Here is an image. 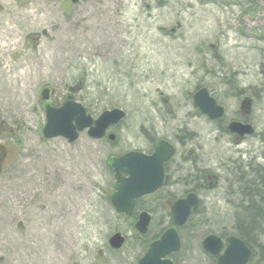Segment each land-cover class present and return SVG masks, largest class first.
<instances>
[{"label":"rangeland","instance_id":"rangeland-1","mask_svg":"<svg viewBox=\"0 0 264 264\" xmlns=\"http://www.w3.org/2000/svg\"><path fill=\"white\" fill-rule=\"evenodd\" d=\"M263 38L264 0H0V264H137L144 250L108 201L115 181L104 160L159 139L177 143L178 161L193 150L198 169L219 175L200 192L178 259L215 264L201 242L234 233L236 183L264 166ZM79 86L76 99L94 117L126 112L113 128L118 145L87 132L72 144L44 138L43 90L62 104ZM200 88L226 109L222 122L194 107ZM235 89L262 95L250 119L255 134L241 145L222 129L238 117ZM149 205L156 235L163 211L157 198ZM117 232L130 236L120 251L109 247Z\"/></svg>","mask_w":264,"mask_h":264},{"label":"water","instance_id":"water-1","mask_svg":"<svg viewBox=\"0 0 264 264\" xmlns=\"http://www.w3.org/2000/svg\"><path fill=\"white\" fill-rule=\"evenodd\" d=\"M83 0H71L73 4ZM78 88H72V92H78ZM50 90L46 88L41 94V102L46 103V126L43 136L47 140L64 138L70 144L75 143L80 135L87 132L94 140H102L105 137L110 142L116 140L114 133L108 131L118 126L127 116L126 112L119 108L106 110L97 118L87 112L83 104L77 102L73 95L61 107H54L50 101ZM194 106L207 116L211 121L221 120L225 116V109L219 105L206 88L200 89L194 95ZM230 133L243 136H252L255 129L249 124L232 122L228 126ZM174 147L165 141H160L153 156H147L140 152H130L123 158L113 157L109 161V167L115 175V191L111 195V203L118 213L130 217L135 208L136 201L144 196L154 194L159 190L165 180L164 163L174 154ZM126 173L128 177H124ZM200 208L199 197L191 193L186 198L176 201L172 206V215L176 227L184 226L193 212ZM151 224V215L144 212L136 224L137 231L144 235ZM126 243L125 236L118 232L109 239V246L113 250H121ZM224 249L223 240L215 235H209L202 243L203 250L217 257L218 264H249L254 256L253 251L246 243L236 236H230L226 240ZM224 249V250H223ZM181 250L180 236L175 228L167 230L161 239L151 245L139 264H174L169 259L174 253Z\"/></svg>","mask_w":264,"mask_h":264},{"label":"flooded vegetation","instance_id":"flooded-vegetation-1","mask_svg":"<svg viewBox=\"0 0 264 264\" xmlns=\"http://www.w3.org/2000/svg\"><path fill=\"white\" fill-rule=\"evenodd\" d=\"M263 41H264V38H263ZM211 47L214 49L215 56L217 58L220 57L218 55V44L212 45ZM200 89H202V88H200ZM199 90H197L192 96L193 105H194V95ZM234 95L236 96V98L240 102V106H239V110L237 112L238 117H236L235 119H232V121H230L229 124L232 122H240L242 124H249V125L253 126L250 122L252 111H253V106L255 105L256 98L262 96L261 93L256 92L255 96H253V95L247 94L244 90L235 89ZM211 96H212V94H211ZM212 97H214V96H212ZM51 98H52V96H51ZM216 101L219 104L217 99H216ZM51 102L54 106H57V107L61 106L60 103L55 104L53 102V99H51ZM42 105L45 106V103H42ZM197 110L199 111V113L201 115H203L198 108H197ZM225 116H226V109H225ZM224 117L221 120H218L216 122L213 121V122L220 123V122H222ZM229 124H228V126H229ZM228 126H226L227 130H228ZM230 134L233 137V141L236 145L243 144L245 142V140L249 137L248 135L241 137V136L233 134V133H230ZM160 141H165L167 143H170L175 149L173 156L168 161H166L164 163V171H165L164 183L162 184V186L159 188V190L155 194L144 196V197L138 199L136 201V204H135L134 212L130 217H128L126 214H123V213L117 212V214L122 221H124L126 224L130 225L131 230L129 229V232H130V234H132L131 240L133 241L134 245H137L144 250V254L142 257L145 256V254L147 253V251L149 250V248L151 247L152 244H154L155 242H157L161 239V237L163 236V234L167 230H169L171 228H175L177 230L179 236H180L181 250L179 252L174 253L171 256H169V259L172 260L174 262V264H177V262L179 261L178 260L179 258L177 259V261L174 258L177 256L180 257V254H181V251L183 248L182 236L180 234V231H181V229H183L187 225H189L191 223L193 217L199 212V210L202 206V198H201L200 192H202L203 189H207V190L208 189L209 190L214 189L213 186H215L218 183L219 175L216 172H214V170H210V169L200 170V169H198L199 168V163H198L199 157H198V154L194 153L193 150L187 151L183 155L181 160L178 161L177 159H178L179 154H180L179 149H178V145H177V143L169 141L167 139H159V140H156L155 142H152L149 145L150 148L146 149L144 151H141V150L125 151L122 149V150H120V152L115 157L120 159V158H123L124 156H126L130 152H140V153H143L147 156H153L155 151H156V147ZM115 143L118 145V143H119L118 139H116ZM186 165L190 166L189 169L186 168ZM192 170H194V172L198 173L199 175L197 174V176L195 178L191 177V176H193ZM123 176L128 177V175L126 173H124ZM176 176H178V177H176ZM115 184H116V180H115ZM177 190H180V191L183 190L182 191L183 194L182 193H181L182 195L176 194L175 192ZM191 193L198 195V197L200 199V208H199L198 212L192 213L188 222L184 226L176 227L174 224L173 215H172V211H171L172 206L176 201L183 199V198H186ZM154 198H157V202H159L161 204L162 211H163V213L161 214V218H160L161 230L156 235H152V233H151V227L153 224L154 213L150 211V207H149L150 206L149 203L151 204V201ZM144 212L151 215V224L149 226L148 232L146 234L142 235L137 231L136 224L139 221L141 214ZM166 224H167V226L165 227ZM122 234L126 238V245H127L128 241L130 239V236L127 234H124V233H122ZM209 235H212V234H209ZM209 235H207L206 237H208ZM219 237L223 240L224 249H225L227 246L226 240L230 236L226 237V238L221 237V236H219ZM204 239L201 242V247H202V243H203ZM202 249H203V247H202ZM207 255H208V257H210L211 259H213L217 262V257H213L209 254H207ZM141 258H139V260L137 261V264H139V261Z\"/></svg>","mask_w":264,"mask_h":264},{"label":"trees","instance_id":"trees-1","mask_svg":"<svg viewBox=\"0 0 264 264\" xmlns=\"http://www.w3.org/2000/svg\"><path fill=\"white\" fill-rule=\"evenodd\" d=\"M75 98H76V95H75ZM87 111L88 113L93 115L90 109H87ZM222 129L225 132L226 128H224V126ZM188 136H192V135H188ZM105 142L107 145H114V143H110L108 141H105ZM112 157L114 156L112 155L109 156L108 158L104 160V162L109 172V175H111V179L115 181L114 173L109 167V161ZM248 171L249 172L247 173L249 177L248 175L247 177L250 179V181L244 183V180H245L244 176H246V173L241 171L242 173L241 172L240 173L242 174V179L239 180V183H236L237 186H240L241 188L240 196H241L242 201H240V204L236 209V214L234 217V223H235L234 233L228 234V235L224 234V235H221V237L226 238L229 236H236L240 238L241 240H243L246 243V245L254 253L253 260L251 261V263H249V264H252V262L257 257L260 261L264 262V246L260 245L258 242L259 239L264 235V166H257V168L255 169L251 167L248 169ZM192 173H193L192 174L193 176L191 177L193 178H195L198 174V173H195L194 170H192ZM114 183L115 182H112V185H111L112 192L114 191ZM107 198H108V201L111 203V200H110L111 194H108ZM187 227L188 225L185 228H183V230L186 229ZM190 238L194 240L196 239V235L194 231L190 234ZM178 258L179 256L175 257L174 259H176L177 261ZM178 263L179 261L177 262V264ZM214 263L217 264L216 261H214Z\"/></svg>","mask_w":264,"mask_h":264},{"label":"bare ground","instance_id":"bare-ground-1","mask_svg":"<svg viewBox=\"0 0 264 264\" xmlns=\"http://www.w3.org/2000/svg\"><path fill=\"white\" fill-rule=\"evenodd\" d=\"M205 189H203L202 191H204ZM198 196V195H197Z\"/></svg>","mask_w":264,"mask_h":264}]
</instances>
